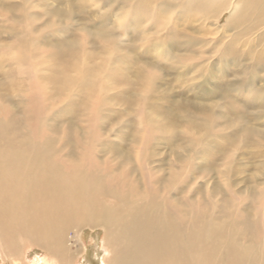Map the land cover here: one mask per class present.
I'll return each mask as SVG.
<instances>
[{"label":"bare ground","instance_id":"bare-ground-1","mask_svg":"<svg viewBox=\"0 0 264 264\" xmlns=\"http://www.w3.org/2000/svg\"><path fill=\"white\" fill-rule=\"evenodd\" d=\"M62 1L64 8L53 11L60 16L58 24L63 22L69 26L78 22L80 27L94 29L84 33L85 49L73 47L71 43L64 46L65 49L60 47L55 57L59 60L58 65L70 62L71 69L80 72L81 76L86 72L85 75L91 77L90 80H76L86 90L84 103L105 86L108 76H98V72L108 75L107 72H115L116 68L119 81L125 86H133L135 96L126 104L131 110L136 106L134 100H138V118L144 123L140 126V134L132 140L137 148L136 164L131 159L134 151L131 142L128 154L122 157L125 165H132V173L126 167L123 174L112 180L109 168H100L96 162L97 151L93 154L80 151L78 144L81 146V143L74 135L54 137L44 134L41 129L46 123V115L38 109V102L35 103L37 109L26 108L22 113L29 122L1 117L0 260L23 264L20 255L27 258L26 252H21L25 245L39 247L44 252L37 264H69L70 253L64 245L67 231L72 227L98 226L104 230L105 254L101 264H264L262 209L253 204L244 210L237 209L238 199L229 189H225L221 199L215 201L212 194L210 198L207 195L199 201L198 207H194L186 195L184 181L192 179L191 175L182 173L180 179L179 173L172 171L167 177L153 176L154 169L147 161L148 156L155 155L152 127L161 130L169 126L164 123L154 126L144 111L148 104L153 103L158 109L164 106L163 101L169 102V95L165 94L168 90L160 88L164 82L162 70L167 69L173 74L170 81L178 87L187 82V90L181 87V94H186L194 89L206 91L205 85L214 76L217 62L222 63L223 76L236 74L239 78L236 82L216 81L215 92L223 95L239 92V95L249 91L251 96L240 102L247 107L257 105L262 114L264 85L256 87L255 78L258 75L264 81V0H92V5L90 0ZM42 4L44 0H0V36L6 27H20L29 33L44 15ZM225 12L228 15L220 27ZM74 15L79 18L73 20ZM51 22L54 21L49 20L46 25ZM207 23H212L213 28H207ZM117 29L118 36L113 31ZM129 30H132L133 38H129L130 44L125 46L124 38L130 37ZM25 32L16 37L18 40L14 45L10 46L12 43L8 42L9 48L17 52L13 58H5L4 53L8 50L0 48L3 78L0 84L12 89L2 91L5 98L16 91L18 100L26 99L25 87L31 81L36 88L38 86L40 77L33 61L37 47L26 50L22 41L29 44L24 37L29 34ZM226 32L230 34L227 36ZM207 34H214V37ZM88 49L92 55H87ZM61 80L63 82L59 84L63 88L58 89L57 96L68 97L64 85L69 80ZM200 80H203L202 84ZM237 95L233 99L225 96L228 112L234 118L250 120L249 111L244 116L233 109L238 105ZM153 96L157 98L153 99ZM9 101L6 99L5 103L10 105ZM156 102H162V105H154ZM179 105L187 106L185 102ZM206 112L209 114L200 112L201 117L190 113L188 117L194 120H187L188 123L196 124L198 128L204 124L203 129L229 125V113L215 114L211 108H206ZM90 123L99 126L92 118ZM55 132L60 133L58 129ZM89 132L95 140L97 131L89 129ZM206 133L205 142L196 140L190 152H199V148L204 150L207 146L206 158L211 164L217 163L220 156L230 160L229 151L237 135L225 134L223 129ZM176 135L171 133L166 137L167 147L174 146L175 142L182 143ZM242 135L247 139L250 136L249 141H257V136L264 141L263 132L255 125L245 127ZM221 136H226L227 143L219 144L211 153V147H216L215 138ZM188 140L195 142V138ZM112 148L116 149L115 156H119V147ZM172 152L181 166L190 162L188 154L187 159L173 148ZM227 164L222 172L224 177H229L230 161ZM198 168L206 172L212 169L210 166ZM202 170L190 169L194 173ZM179 179L181 185L175 186V183L180 184ZM140 182L154 188L139 191ZM254 194L256 203H264L263 193Z\"/></svg>","mask_w":264,"mask_h":264},{"label":"rangeland","instance_id":"rangeland-1","mask_svg":"<svg viewBox=\"0 0 264 264\" xmlns=\"http://www.w3.org/2000/svg\"><path fill=\"white\" fill-rule=\"evenodd\" d=\"M92 2L93 1L90 0L89 4L92 5ZM64 6L65 2L62 0H44V4L41 5V8L44 10H42L44 15L41 16V21L37 22L34 29L28 33V31L25 32L20 27H6L5 33L0 36V48H2V50H8L7 54L6 52L4 53L5 58H13L12 56L15 54L17 55V52L14 48L9 47L15 44V40H18L16 37L22 35V33L25 32L29 34L24 36L29 44L25 43L24 40L22 43L26 50L34 46L37 47V53H34L33 61L35 62V72H37L40 77L38 82L36 81L38 83L37 88L32 84V81L25 87L26 90L24 91V95L26 99L23 100H18V93L16 91L11 92L9 98H5L2 91L10 92L12 89L0 84L2 95V98H0V118L11 117L29 122L28 119L23 118L24 115L22 113L26 108L29 110L37 109L35 103L38 102L40 107L38 109L41 110L43 115H46V123L41 129L44 134L54 137H61V135L64 137H72V135H74L81 143V146L78 144L80 151L84 153L87 151L89 154H93L97 151V153H95V157L97 158L96 162H98L100 168H109V174L112 176L113 180L114 176L123 174L126 167L127 171L132 173V165H125L122 157L128 154L131 142L134 149L131 159L132 163L136 164V158L134 156H136L137 148L132 140L137 138V135L141 132L140 126L144 124L138 118L137 106L139 102L138 100H134L136 106L129 110L126 102L130 101V98L135 96V92L133 91L134 88L133 86L123 85L122 82L119 81V72H116L117 69L114 68L115 72H107L108 75L98 72V76H108L107 81L105 80V86L95 91L90 101L84 103L86 99L84 98L86 96V90L84 87L78 85L76 80L80 82V78L90 80L91 77L85 75L86 72L81 76L82 74L80 72L77 73L73 68L71 69L70 62L64 61L63 65L62 62H60V65H58L59 60L55 57L60 47L65 49L64 46L70 43L73 47L85 49L86 41L83 38L84 33L94 28L80 27L78 22H74L69 26L65 25L63 22L58 24L57 21L60 19V16L55 15L53 11L55 9L64 8ZM227 15V12L222 14L219 24L220 27L224 25ZM91 16H94V14ZM78 18V15L73 16V20H77ZM49 20L54 22L46 25V22ZM211 24L207 23L206 27L213 28ZM220 27L218 29H220ZM113 31L117 36L119 35V29ZM129 34L130 37L127 36L124 38L125 46L130 44L129 38H133L132 30H129ZM200 34H202V32L199 33V36ZM229 34L230 32H226L227 36ZM207 36L211 38L214 37V34H207ZM8 42L12 44L9 46ZM92 49L94 48L92 47ZM90 51L91 50L88 49L87 55L93 54V52ZM0 55H2V53ZM164 64H167V62H164ZM221 65L222 63H215L213 70L214 76L210 81L208 80V83L205 85L206 91L194 89L188 91L186 94H181V91L182 88L187 90V87H189L187 85L188 83H184L185 85L183 87L182 85L178 87L176 86L177 83L170 81L173 74H169L170 71H167V69L164 71L162 70L164 82L160 84V88L168 90L165 94L169 95V97H167L169 102L163 101L164 106H161L162 102H156L154 105L161 106V108L158 109H155L153 103L148 104L147 109L144 111L147 113L148 120L151 121L154 126H159L158 123H164L169 127L161 130L152 127L151 135L155 138L152 148L154 149L155 155L152 158L148 156V165L154 169L153 176L156 178L167 177L172 171L179 173L180 179H182V173L191 175L193 177L192 179L188 180L186 178L184 181L187 184L185 189L186 195L192 200V205L194 207H198L197 204L199 201L206 199L207 195H209L210 198L212 194L215 201L221 199L225 189H229L232 196L236 200L238 199V203L235 205L237 209L244 210L253 204L255 207L258 206L259 210L262 209L264 213V203H256V194H254L258 191L264 194V141L261 140V137H255V135L254 137L257 141H249L250 136L247 139L242 135L245 127H254V125L264 134V126L262 125L264 124V111H262V115L257 105L248 107L243 106L240 100L250 97L251 93L249 91L246 93L242 91L239 95H237L239 93L238 91V93L233 92L232 94L225 95L215 92L216 90L213 85L216 81L224 82L225 80H230L231 82H236L239 78L236 74L223 76ZM231 65V62H229L228 66L231 67ZM259 74L263 75L264 73ZM112 76H117L118 78L115 79ZM250 77L251 76H248L247 78ZM258 77L257 75L255 78V86L261 87L264 85V81ZM63 78H65V81L69 80V83L66 86L64 85L66 91H64V93L68 95V97L63 94L62 97L59 98L57 96V91L63 88L60 87L59 84ZM130 80L133 81L132 78ZM2 81L3 78L0 72V82ZM193 81L198 82L195 79H193ZM190 82H192V80ZM202 82L203 80L199 81L201 84ZM235 94L237 95L235 99L238 101V105L235 106L237 108L233 107V109L241 112L240 114L244 116L246 111H249L248 117L250 120L247 118H234V115L228 112L230 109L226 105L225 100L228 97L233 99ZM88 97H90V94H88ZM156 98L157 96H153V99ZM6 99L11 100L8 102L10 105L5 103ZM174 101L177 104H175ZM183 102H185L187 106L179 105ZM12 105L19 106L11 107ZM4 108H6V110ZM206 108H211L212 112L215 114L226 115L229 113V125L225 128H221L223 125H219V127L215 129H211L209 126L203 129L204 124L201 125L199 123L200 125L198 128L196 124L188 123L187 120H194L188 117L190 113L200 116L201 114L199 113L203 111L209 114V112H206ZM91 118L94 119L95 123L99 126L92 125L90 123ZM57 129L60 133L55 132ZM89 129L97 131L95 140H93L94 137L91 134L92 132H89ZM222 129L225 134L237 135L234 137L235 140L229 151L230 160L229 158L227 160L225 157L220 156L217 162L218 164L216 162L211 164L210 161H208L209 159L206 158V153L209 151L207 146H204V150L199 148V152H190L196 140L205 142L208 138L206 131L214 130L216 132H221ZM171 133H176V136L181 139V141L178 142L182 143L176 144L175 142L174 146L167 147L164 141ZM189 137L195 138V142L190 143L188 140ZM215 142L216 147L214 149L213 146L211 147V153L216 150L219 144L222 143L225 145L227 143L226 136L215 138ZM113 146L119 147V156L117 157L115 156L116 149L112 148ZM172 148L183 156L186 155L187 159L189 156V165L181 166L174 152H172ZM101 151L103 152L101 153ZM192 156L193 159L190 160ZM224 160H227L226 164H223ZM90 161H93V157ZM229 161V177H224L222 172L224 171V166L228 165L227 163H229ZM203 166H210L212 169L206 172L203 171L202 168H198ZM193 168L201 169L202 171H196L195 173L191 172L190 169ZM180 179L178 180L180 184L175 183V186L181 185ZM139 185V191H150L154 188L147 184L145 186L144 184L141 185V182ZM103 241L104 230L101 227L81 226L70 228L65 235L64 242L65 247L70 253L69 264H101V258L105 254ZM23 247L21 252H26L27 258L20 255V262L23 264H37L40 262V259L44 255L41 248L25 245H23ZM106 259L108 258L105 257V260ZM0 264L10 263L5 259L4 262L0 260Z\"/></svg>","mask_w":264,"mask_h":264}]
</instances>
